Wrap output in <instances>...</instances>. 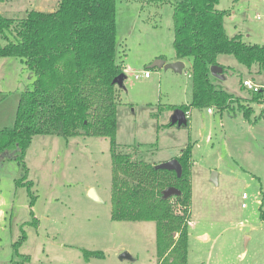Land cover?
<instances>
[{
	"label": "rangeland",
	"instance_id": "obj_1",
	"mask_svg": "<svg viewBox=\"0 0 264 264\" xmlns=\"http://www.w3.org/2000/svg\"><path fill=\"white\" fill-rule=\"evenodd\" d=\"M58 2L4 0L0 13L22 18L33 9L53 11ZM173 2L115 0L116 61L124 73L123 85L116 87L115 143L120 151L152 164L191 146L187 264H264V220L259 216L264 211V119L255 120L264 104L252 102V90L242 85L249 80L264 90V67L248 68L233 55L220 54L221 77L210 73L215 85L252 107L249 118L242 112L190 108L186 124L169 125L170 106L189 104L192 96L190 59L183 60L181 72L152 66L157 58L172 62L176 56ZM215 7L226 10L228 36L264 46V0H219ZM6 42L0 36V44ZM145 71L149 77H135ZM33 80L19 58L0 57V128L13 125L19 97ZM10 153L0 154V264L19 263L23 255L29 258L24 264H158L154 221L111 219L108 138L35 135L25 154L23 179L33 183L32 206L27 188L15 184L24 168L5 157ZM89 188L101 202L88 196ZM169 199L176 208L175 197ZM23 231L26 239L15 252L13 244ZM84 251L103 257L86 259ZM124 251L134 259L120 260Z\"/></svg>",
	"mask_w": 264,
	"mask_h": 264
},
{
	"label": "trees",
	"instance_id": "obj_2",
	"mask_svg": "<svg viewBox=\"0 0 264 264\" xmlns=\"http://www.w3.org/2000/svg\"><path fill=\"white\" fill-rule=\"evenodd\" d=\"M4 0H0L2 2ZM219 0H175L172 3L173 48L177 59H190L191 101L170 106L186 114L190 108L237 112L249 118L252 107L211 81L210 67L219 65L217 56L231 54L250 68L264 67V46L245 43L239 35L228 36L223 23L226 10L217 9ZM115 0H59L53 11L29 10L22 18L0 13V57L19 58L34 76L32 87L22 91L13 125L0 128V154L13 158L24 168L15 180L35 201L32 181L26 179L25 154L35 135L101 136L111 145V219L155 222L158 264H187L191 202V146L178 156L181 175L159 169L150 162L133 158L115 143L118 107L114 78L123 73L116 61ZM9 34V36H8ZM11 38V40H10ZM223 70L224 67L222 66ZM222 70V71H223ZM250 100L264 104V90ZM264 119V105L255 120ZM169 125H171L169 123ZM174 186L180 195L162 199V191ZM260 218L264 220V211ZM31 223L38 225L33 217ZM26 239L24 231L13 244L15 252ZM84 257H103L101 252L84 251ZM19 263L24 264L28 256Z\"/></svg>",
	"mask_w": 264,
	"mask_h": 264
},
{
	"label": "water",
	"instance_id": "obj_3",
	"mask_svg": "<svg viewBox=\"0 0 264 264\" xmlns=\"http://www.w3.org/2000/svg\"><path fill=\"white\" fill-rule=\"evenodd\" d=\"M152 66L170 68L176 72H181L182 68L184 66V63L180 60H176V61H172V62H165V60H163L162 58H157L152 63ZM222 70H223V68L221 65L216 64V65H212L210 67V73L212 75L218 77V78L221 77ZM123 79H124V73H121L114 78L113 82L118 86H122L123 85ZM186 123H187L186 113L179 108L175 109L174 113L171 116L170 124L171 125L176 124V125L180 126V125H183ZM155 166L159 169H172L175 171L177 176L181 175V165L178 162L176 157L172 158L170 160L158 163ZM212 180L216 183V174L215 173H213V175H212ZM87 194L94 201L101 202V198L99 197V195L97 194V192L95 191L94 188H89L87 191ZM178 195H180V191L174 186H168L165 189H163V191H162V199H169L172 196H178ZM118 258L120 260H123V259L133 260L131 255L125 251L120 253L118 255Z\"/></svg>",
	"mask_w": 264,
	"mask_h": 264
},
{
	"label": "built area",
	"instance_id": "obj_4",
	"mask_svg": "<svg viewBox=\"0 0 264 264\" xmlns=\"http://www.w3.org/2000/svg\"><path fill=\"white\" fill-rule=\"evenodd\" d=\"M256 18L257 19H261L262 17L260 16V15H256ZM264 18V17H263ZM150 76V73L148 72V71H145L144 73H142V75H140V74H136L135 75V77L136 78H140V77H144V78H147V77H149ZM242 85L243 86H245L247 89H249V90H252V92H256V91H258L260 88L259 87H257L256 85H254L251 81H249V80H243L242 81ZM209 112H211V109L209 108V109H207ZM245 196H246V194L245 193H243V195H242V198H245ZM245 205H244V203L242 204V207H244Z\"/></svg>",
	"mask_w": 264,
	"mask_h": 264
},
{
	"label": "crops",
	"instance_id": "obj_5",
	"mask_svg": "<svg viewBox=\"0 0 264 264\" xmlns=\"http://www.w3.org/2000/svg\"><path fill=\"white\" fill-rule=\"evenodd\" d=\"M176 60H180V59H177L176 58V56L174 57V58H172L171 60H169V61H176ZM180 61H182L183 63H184V61L183 60H180ZM219 63V62H218ZM219 65H221V64H219ZM184 67V66H183ZM183 69V68H182ZM134 259V258H133Z\"/></svg>",
	"mask_w": 264,
	"mask_h": 264
},
{
	"label": "bare ground",
	"instance_id": "obj_6",
	"mask_svg": "<svg viewBox=\"0 0 264 264\" xmlns=\"http://www.w3.org/2000/svg\"><path fill=\"white\" fill-rule=\"evenodd\" d=\"M259 88H260V87H259ZM260 89H261V88H260ZM260 89H259V90H260ZM259 90H258V91H259ZM256 92H257V91H256ZM210 109H211V108H210ZM186 115H187V114H186Z\"/></svg>",
	"mask_w": 264,
	"mask_h": 264
}]
</instances>
